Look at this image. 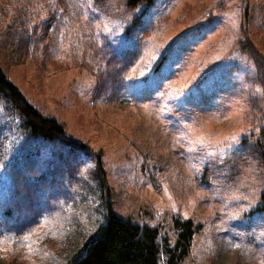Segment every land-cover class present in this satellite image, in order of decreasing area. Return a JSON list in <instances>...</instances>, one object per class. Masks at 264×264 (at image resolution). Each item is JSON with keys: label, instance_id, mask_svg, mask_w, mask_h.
I'll list each match as a JSON object with an SVG mask.
<instances>
[{"label": "rangeland", "instance_id": "1", "mask_svg": "<svg viewBox=\"0 0 264 264\" xmlns=\"http://www.w3.org/2000/svg\"><path fill=\"white\" fill-rule=\"evenodd\" d=\"M68 1L66 13H55L58 22L42 9L35 57L0 46L8 79L42 115L99 153L118 216L165 230L174 214L200 224L182 264H264V92L237 46L247 38L264 56V0ZM6 4L0 0L4 23ZM91 42L136 52L113 100L93 96L94 73L81 66ZM15 127L0 101V195L10 187ZM72 225L92 227L88 219ZM58 227L36 225L23 236L28 245L0 227V264H57Z\"/></svg>", "mask_w": 264, "mask_h": 264}, {"label": "trees", "instance_id": "2", "mask_svg": "<svg viewBox=\"0 0 264 264\" xmlns=\"http://www.w3.org/2000/svg\"><path fill=\"white\" fill-rule=\"evenodd\" d=\"M141 1L149 0H128L127 4L136 5ZM4 2L7 6L2 8L1 15L8 12L11 15L5 23L0 22V46L13 49L16 57L20 58L27 55L35 57L31 50L36 48L35 43L43 27V17L38 18L42 9L58 22L56 11L60 9L61 13H66L70 7L68 0ZM244 23L245 14L241 24L243 28ZM51 31L46 38L52 36ZM43 46L47 48L46 43L41 48ZM237 46L252 60L254 82L264 92V56L250 45L247 38L238 40ZM92 47L89 50L91 58L81 64L94 73L92 94L113 100L119 95L136 52L113 49L104 43L100 46L92 44ZM43 54L49 55L47 49ZM0 101L5 112L16 117L17 142L16 153L7 169L10 187L0 195V227L3 233L14 237L17 234L28 245L30 241L23 236L36 231V225L47 222L59 225L52 232L62 247L57 264H182L190 250L192 236L200 228L199 223L194 224L191 219L174 214L169 229L165 230L158 225L137 223L118 216L111 208L109 187L100 167L99 153L67 134L53 117L42 115L8 79L1 62ZM259 105L260 101L255 107L261 112ZM86 159L93 163L92 167H85ZM44 196L49 206L42 207L40 197ZM58 197L60 200L50 202ZM261 198L264 200V193H261ZM70 204L72 207L68 206ZM66 206L77 208L76 215L68 214ZM258 208L264 209V204ZM58 212L62 214L49 220ZM14 213H19L17 219L13 217ZM15 219V222L7 223ZM85 219L92 223V227H73L72 220ZM66 250L70 251L67 259H61Z\"/></svg>", "mask_w": 264, "mask_h": 264}, {"label": "snow or ice", "instance_id": "3", "mask_svg": "<svg viewBox=\"0 0 264 264\" xmlns=\"http://www.w3.org/2000/svg\"><path fill=\"white\" fill-rule=\"evenodd\" d=\"M25 239H27V237H25Z\"/></svg>", "mask_w": 264, "mask_h": 264}]
</instances>
